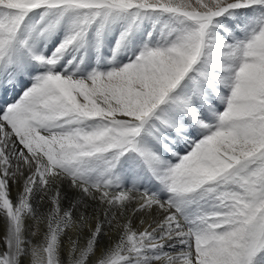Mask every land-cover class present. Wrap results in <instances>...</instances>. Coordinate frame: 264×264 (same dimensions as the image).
I'll return each mask as SVG.
<instances>
[{
	"label": "snow or ice",
	"instance_id": "6c2138e0",
	"mask_svg": "<svg viewBox=\"0 0 264 264\" xmlns=\"http://www.w3.org/2000/svg\"><path fill=\"white\" fill-rule=\"evenodd\" d=\"M0 264H264V0H0Z\"/></svg>",
	"mask_w": 264,
	"mask_h": 264
}]
</instances>
